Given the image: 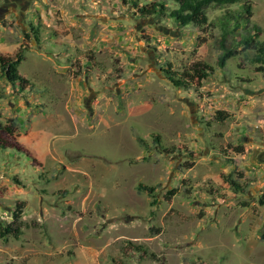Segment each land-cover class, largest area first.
<instances>
[{
    "label": "rangeland",
    "instance_id": "374dc122",
    "mask_svg": "<svg viewBox=\"0 0 264 264\" xmlns=\"http://www.w3.org/2000/svg\"><path fill=\"white\" fill-rule=\"evenodd\" d=\"M154 2L0 0V57L22 53L30 81L0 70V226L25 203L0 264H264V73L242 53L218 66L220 27L141 17ZM249 2L264 40V0ZM197 63L199 87L168 80Z\"/></svg>",
    "mask_w": 264,
    "mask_h": 264
},
{
    "label": "trees",
    "instance_id": "16d2710c",
    "mask_svg": "<svg viewBox=\"0 0 264 264\" xmlns=\"http://www.w3.org/2000/svg\"><path fill=\"white\" fill-rule=\"evenodd\" d=\"M238 3H244L241 11L226 13L225 16L218 21L219 23L217 25L209 22L207 9L210 6L224 7ZM170 5H174V8H171ZM159 13L167 15L174 20L176 24L182 27L193 26L201 30L217 27L222 28L225 35L220 40V47L223 52L218 59V66L224 68L226 62L230 58L242 53L245 54V59H247L249 64L254 65L257 71L264 73V40H260V27L251 23L253 11L249 0H155L150 7H142L139 9V15L141 17H153ZM38 34V29H33V35L37 40H39ZM230 39L237 41V44L241 47L240 51L227 45ZM203 42V39L200 40V44H203ZM23 60L22 53H18L15 58L9 56L0 57V70L2 77L6 79L9 84L13 86L20 85L22 88L27 89L30 86V81L19 73V67ZM211 72L212 69L208 65L197 63L192 66L191 73L185 72L179 77L177 73L172 71H166V74L168 75V80L175 88L190 89L194 84L199 87ZM217 115L218 117L227 116L223 112H218ZM0 131L9 135H13L14 133L11 127L2 125H0ZM138 141L141 146L148 147V144L144 140L138 139ZM154 143L164 153L174 154L176 151L174 148L164 147L159 137H156ZM6 148L11 147L0 140V149L3 150ZM236 150L238 153H243L242 148ZM187 166L188 168L192 167V165ZM232 184L238 188L239 192L244 191L243 187L235 183ZM137 189L138 192L145 193L150 198H153L156 191L155 187H148L143 184H139ZM172 196H174V192L170 191L167 193L166 198L170 200ZM258 202L264 205V193ZM155 204L154 200L151 201V206H155ZM24 209V202L17 204L16 210L13 213L14 223L5 227L0 226L1 239H7L9 236L18 239L23 234L21 227L15 226L14 224H19ZM262 239L264 240V234L262 235Z\"/></svg>",
    "mask_w": 264,
    "mask_h": 264
},
{
    "label": "flooded vegetation",
    "instance_id": "af4514ba",
    "mask_svg": "<svg viewBox=\"0 0 264 264\" xmlns=\"http://www.w3.org/2000/svg\"><path fill=\"white\" fill-rule=\"evenodd\" d=\"M5 11H6V10H5ZM5 11H4V12H5Z\"/></svg>",
    "mask_w": 264,
    "mask_h": 264
}]
</instances>
